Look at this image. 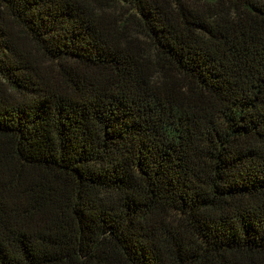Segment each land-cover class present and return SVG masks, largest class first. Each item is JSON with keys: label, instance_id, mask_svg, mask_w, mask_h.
Instances as JSON below:
<instances>
[{"label": "trees", "instance_id": "16d2710c", "mask_svg": "<svg viewBox=\"0 0 264 264\" xmlns=\"http://www.w3.org/2000/svg\"><path fill=\"white\" fill-rule=\"evenodd\" d=\"M0 264H264V0H0Z\"/></svg>", "mask_w": 264, "mask_h": 264}]
</instances>
